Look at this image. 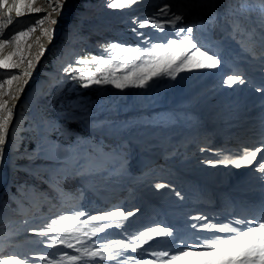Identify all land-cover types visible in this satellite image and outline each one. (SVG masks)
I'll return each mask as SVG.
<instances>
[{"label": "rangeland", "instance_id": "obj_1", "mask_svg": "<svg viewBox=\"0 0 264 264\" xmlns=\"http://www.w3.org/2000/svg\"><path fill=\"white\" fill-rule=\"evenodd\" d=\"M38 1L42 2L37 7L41 11L30 12L25 8L18 19L23 23L15 20L5 27V34H9L26 30L35 25L38 18L49 17L22 45L24 63L16 69H0V76L8 79L3 75L5 72L21 76L11 85L12 95L21 87L30 88L32 75L53 77L60 73L65 80L61 85L48 88L43 102L35 103L23 95L17 99L3 97L10 107L14 106V114L9 124V146L7 149L3 146L0 154V262L16 256L27 259L30 264H46L37 258L47 256L53 260L65 252L78 254L63 245H47L61 238L76 243L79 233L64 236L50 233L46 237L36 234L62 215L81 210L99 214L113 209L135 213L121 221L123 227L108 228L91 240L80 236L86 243L76 247L91 248L95 243L112 239L127 241L129 236L148 226H161L162 220H172L168 213L170 207L164 204L166 200L199 205L209 198L211 188L198 177V168L194 169L195 174H183L167 159L173 155L179 164L200 154L202 147L208 149L218 143L212 126L222 127V134L228 136L226 140L239 142L247 136L255 144L253 149L259 147L260 142L264 143V104L255 112L241 106L229 109L240 117L239 122L231 123L228 116L231 113H209L204 106L208 97L204 95L189 103L188 108L182 107L176 77L154 78L144 88L117 89L111 84L82 87L84 81L73 79L65 72L69 66L88 67L78 66L79 59L93 56L107 59L106 49L113 43L147 48L151 43L173 37L174 30L167 25L165 31L160 32L151 27L139 29L133 23L150 17L165 21L167 17L156 14L167 5L169 16L175 13L183 17L178 26L191 27L195 40H205L208 51L225 64L218 67H224L221 82H225L228 75L239 74L244 78V84L228 86L229 93L237 96L246 91L247 99L262 104L264 55L258 53V42L264 43V0H139L126 9H110L108 0H51V6L49 0ZM57 4L60 6L53 11ZM6 47L0 57L16 50L14 45ZM14 59L19 62V57ZM28 61L32 62L29 69ZM91 67L95 69L96 65ZM24 71L29 75L23 76ZM212 71L214 69L187 72L192 77ZM5 90H9L7 85ZM139 93L150 95V99L146 98L148 103L161 97L167 105L160 106L161 102L155 101L149 103L150 110H139L134 107L139 104L136 102ZM118 128L122 129L121 136L113 132ZM235 129H249V136L236 135ZM157 131L167 138L166 146L160 151L150 148ZM141 139L149 144L137 145ZM222 144L212 148L222 149ZM262 152L258 153L259 160ZM146 160H151L150 164ZM82 171L87 172L84 174L87 180L80 179L78 192L73 176ZM94 177L98 179L92 186ZM157 184L166 187L157 188ZM127 253L125 256L137 255ZM100 264H117V261ZM128 264H132L131 260Z\"/></svg>", "mask_w": 264, "mask_h": 264}, {"label": "snow or ice", "instance_id": "obj_2", "mask_svg": "<svg viewBox=\"0 0 264 264\" xmlns=\"http://www.w3.org/2000/svg\"><path fill=\"white\" fill-rule=\"evenodd\" d=\"M32 2L34 3V0ZM138 2L139 0H108L107 7L126 9ZM49 3L51 6V0ZM7 4L8 0H0V10H6L8 14L6 21L0 22V52L9 45H14L16 50L7 56L0 57V69H16L20 67L21 63H24L22 45L26 42L29 34L49 17L38 18L36 24L28 26L26 30L5 34V27L13 23L11 18L13 8L17 17L24 14L23 9L26 7L30 12L41 11L39 8L32 9L26 0H13L12 7H6ZM59 6L57 4L53 11H56ZM169 12V6L165 5L156 14L160 17H167L165 21L161 22L150 17L133 23L137 24L139 29L151 27L160 32H164L167 25L174 30L173 37L164 40V42L151 43L147 48L110 44L106 49L109 53L107 59L96 56L79 59L76 62L78 66L85 65L88 67L69 66L65 69L66 74L73 79L84 81L82 87H89L92 84H111L117 89H124L129 86L144 88L154 78L167 76L174 79L178 73L184 71L218 68L221 60L207 49L198 46L191 27L178 26V22L183 20L181 15L172 13L169 16ZM16 23H23V21L18 20ZM133 31H137V29H133ZM43 34L46 35L47 31L45 30ZM138 35H143V33H138ZM14 57H19V62ZM118 58L120 59L118 60ZM93 64L96 65L95 69L91 67ZM27 67H32L31 61L27 62ZM3 75L9 78L3 79L0 76V154L3 152V146L8 137L9 124L14 114V106L10 107L3 97L18 98L11 94L10 88L14 81L21 78L20 75L11 72H5ZM22 75L28 76L29 73L24 71ZM225 83L231 87L235 84H244L245 80L241 75L234 74L228 75ZM6 85L8 91L5 90ZM257 90L260 91L261 89ZM261 150V147L255 149L245 147L240 150L235 159H225L220 163L230 164L236 168L248 166L256 160L257 154ZM254 170L264 173V160L258 163ZM156 187L164 188L166 186L157 184ZM134 214L132 211L125 212L119 209L108 210L99 214H88L81 210L53 219L36 234L46 237L50 233H58L61 236L79 233L80 236L91 240L98 233L105 232L108 228L123 227L121 221L127 220ZM191 219L194 221L188 225L190 229L194 230L191 241L179 239L177 242L174 228L167 225H153L134 233L127 241L112 239L102 244L95 243L91 248L76 247L77 244L84 245L86 243L80 239V236L75 237L76 243L64 238L53 239L47 245L48 247L63 245L78 254L71 255L65 252L60 255L59 259L49 260L47 256H40L37 259L45 261L46 264H65V261L67 264H79L81 261H92L96 264L103 261H117V264H128L129 260L132 264H264V211L259 216L234 218L225 222L209 218L205 214L192 216ZM199 232L217 233V235H195ZM156 238L164 239L158 240ZM152 241L155 243H150ZM168 241H171L170 247L161 246ZM144 245H148V247L145 248ZM129 250L131 253H137V255L125 256ZM122 257L123 259H121ZM0 264H30V262L23 257L11 256L3 259Z\"/></svg>", "mask_w": 264, "mask_h": 264}, {"label": "bare ground", "instance_id": "obj_3", "mask_svg": "<svg viewBox=\"0 0 264 264\" xmlns=\"http://www.w3.org/2000/svg\"><path fill=\"white\" fill-rule=\"evenodd\" d=\"M26 3H29L32 9H36L42 2L34 0L33 3L32 0H26ZM12 4L13 0H8L6 7H12ZM7 17L8 14L6 10H0V22L6 21ZM20 17L15 15V9L13 8L11 13L12 20H18ZM198 46L202 49L209 50L205 40L199 41ZM219 69L220 68H216L210 73H198L192 77H190V74L187 71L180 72L176 75L177 82L175 84L177 85L176 89H178V92L181 93V97L179 98H183L181 99L183 103L182 107L185 109L188 108L189 103L198 100L202 95H204L205 97H208V101L204 103V106L208 107V111L211 115H215L217 112H225L226 114L231 113L228 115L231 116L229 121L231 123H236L239 122V114L235 113L233 110L230 111L229 109L241 106L247 111L250 110L253 112L254 110L255 112V110H258L263 106L264 103L260 104L256 100L247 99L248 97L245 94L246 91L242 93L239 92L237 96L231 95L228 91V85L224 81L221 82L224 67H221L220 70ZM31 71L33 72V70ZM31 77H33L32 86L30 88H19L18 91H15V95L17 97H21L23 95L24 98L32 99L35 103L43 102L44 98L48 94L47 89L53 87L54 84L61 85L64 79V76L60 73L55 74L53 77L46 76L48 79L41 75L37 78H35V75H32ZM21 83L24 84V81ZM146 98L150 99V95L139 93L136 98V102L139 104H134V107L139 110L147 111L150 110V104L155 101L161 102L160 106L165 107L167 105V101L161 97L151 100V102H149L150 104L147 102ZM162 109L163 107L160 108V110ZM240 115H243V113ZM226 130L229 131L230 129ZM121 131L122 129L118 128L113 132H116L117 136H121L123 134ZM235 132L238 133V135L241 134V136H246V134L249 136V129L246 131L243 129H235ZM166 139L167 138H165L161 132L157 131L156 137L153 138L150 148L159 149L158 151H160L166 146ZM240 140V143L233 140H225V142L221 145L222 149H205V147H202L200 149V154L196 156L192 155L188 157L186 161H181L179 164L177 163L178 159L173 157V155L167 159L169 163H172V165L187 174H195L194 169L197 167L199 169H197L198 177L202 178L203 182L208 184L211 188V195L209 198L203 199V202L199 205L195 203L189 204V201L185 204H182L181 202L176 203V199H173L174 202H169L167 200L164 201L165 207H170L168 209V213L172 217V220H162L161 226L167 225L174 228L177 236V242L179 239H183L185 241H191L193 239L194 230L188 227L189 224L194 222L191 219L192 216L205 214L209 218H215L217 221L225 222L234 218L249 217L251 214L249 211L250 207H256L258 210L264 211V205H262L264 203V173L254 170L256 165L262 162V160L256 158L251 165L245 167L243 166L241 168H236L230 164L225 165L220 163V161L225 159H235L239 155L240 150L245 147L253 149L255 146L253 141L247 138V136L245 138L242 137ZM136 143L139 146L149 144L143 139ZM178 145L181 144L178 143ZM8 146L9 140H6L4 147L7 149ZM183 146H185V143ZM233 152H238V154H234ZM83 178L87 180L86 176H83ZM195 211L198 213L193 215ZM195 235L210 236L217 235V233L199 232L195 233ZM156 239L163 240L164 238ZM150 243H155V241ZM161 246L170 247L171 241H168ZM144 247L147 248L148 245H144ZM129 254L130 253L128 252L126 255Z\"/></svg>", "mask_w": 264, "mask_h": 264}, {"label": "trees", "instance_id": "obj_4", "mask_svg": "<svg viewBox=\"0 0 264 264\" xmlns=\"http://www.w3.org/2000/svg\"><path fill=\"white\" fill-rule=\"evenodd\" d=\"M78 1H80V0H78ZM64 123H68V121H66V120H62ZM73 188H74V183H73Z\"/></svg>", "mask_w": 264, "mask_h": 264}]
</instances>
